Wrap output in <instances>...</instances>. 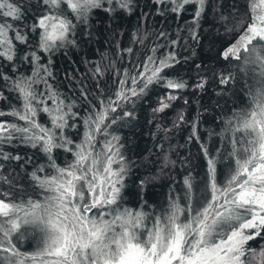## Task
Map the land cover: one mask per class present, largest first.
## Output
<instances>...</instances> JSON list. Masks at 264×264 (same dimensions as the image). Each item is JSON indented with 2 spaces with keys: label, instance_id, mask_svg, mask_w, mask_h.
Wrapping results in <instances>:
<instances>
[{
  "label": "snow or ice",
  "instance_id": "snow-or-ice-1",
  "mask_svg": "<svg viewBox=\"0 0 264 264\" xmlns=\"http://www.w3.org/2000/svg\"><path fill=\"white\" fill-rule=\"evenodd\" d=\"M0 264H264V0H0Z\"/></svg>",
  "mask_w": 264,
  "mask_h": 264
},
{
  "label": "trees",
  "instance_id": "trees-1",
  "mask_svg": "<svg viewBox=\"0 0 264 264\" xmlns=\"http://www.w3.org/2000/svg\"><path fill=\"white\" fill-rule=\"evenodd\" d=\"M132 24H133V26L135 25V18L134 17H133V20H132ZM125 27H128V25L126 24ZM129 31H131V28H129ZM100 50L104 51V48L102 47ZM55 67H56V70L59 73V75L62 77L65 69L68 66L65 64V61L63 59L58 58L57 61H56ZM73 67H75V66H73ZM81 70L83 71V69H81ZM64 83L66 84L67 82L65 81ZM205 99H207V98H205ZM145 131H147V130L145 129ZM145 142H147L149 144V146H151V141L148 139L147 136H145L144 139L140 141L141 145H143ZM177 142L178 143H183V141L179 140V139H178ZM181 152H182V154H186V153H184L183 150H181ZM195 152H196V149L193 147L192 148V154L194 155ZM166 192H167V187H165L163 189L157 187L155 189V192L154 193H150V195H152L154 199L162 200L163 199V195Z\"/></svg>",
  "mask_w": 264,
  "mask_h": 264
}]
</instances>
